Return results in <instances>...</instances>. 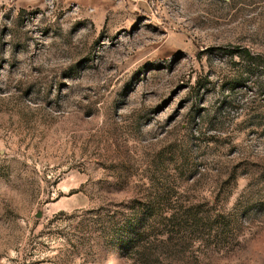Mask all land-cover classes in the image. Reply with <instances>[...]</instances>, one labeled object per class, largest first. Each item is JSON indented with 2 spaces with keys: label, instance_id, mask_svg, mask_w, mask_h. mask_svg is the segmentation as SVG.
<instances>
[{
  "label": "rangeland",
  "instance_id": "rangeland-1",
  "mask_svg": "<svg viewBox=\"0 0 264 264\" xmlns=\"http://www.w3.org/2000/svg\"><path fill=\"white\" fill-rule=\"evenodd\" d=\"M0 264H264V0H0Z\"/></svg>",
  "mask_w": 264,
  "mask_h": 264
},
{
  "label": "trees",
  "instance_id": "trees-1",
  "mask_svg": "<svg viewBox=\"0 0 264 264\" xmlns=\"http://www.w3.org/2000/svg\"><path fill=\"white\" fill-rule=\"evenodd\" d=\"M214 51L219 52L222 56L228 57L231 61L234 60L236 57H238L240 59V62L242 64H244L243 66H244L245 73H244L243 76L245 77V79L243 78L244 80L239 82L240 85L247 84L250 81V79L252 78L250 76L252 75V72H253L254 68H258L261 65V62H262V60H261V58L259 56L254 55L247 48H241V47L240 48H233V49H230V48H217ZM211 52H213V51H211ZM241 63H239V64H241ZM256 80L257 81L259 80V82H258L260 84L259 86L262 87V85L260 83L261 82L260 78L259 79L256 78ZM255 83H257V82H255ZM210 85H211V82H208L207 84L201 86V80H200V81H198V85L197 86H198L199 89L203 88V89L207 90ZM139 232L140 231L137 229L135 231V234L134 233L131 234L132 236L134 235V240L133 239L129 240V238L132 237V236H130L129 238H127L128 240L124 241L125 243L128 241V243L126 244V249L127 250L128 249L129 250H134L135 249L134 245H135L137 236H139Z\"/></svg>",
  "mask_w": 264,
  "mask_h": 264
}]
</instances>
